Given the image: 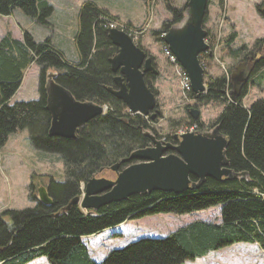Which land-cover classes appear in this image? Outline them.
Instances as JSON below:
<instances>
[{"label": "trees", "instance_id": "1", "mask_svg": "<svg viewBox=\"0 0 264 264\" xmlns=\"http://www.w3.org/2000/svg\"><path fill=\"white\" fill-rule=\"evenodd\" d=\"M167 6L171 19L153 31L161 40L163 34L184 19L188 8L187 4L177 8L168 2ZM255 7L264 19V2ZM17 9L37 24L51 27L49 18L54 8L49 0H0V16L13 15ZM105 18L119 20L92 0L81 4L74 36L79 54L77 62L68 61L52 37L36 41L25 31L19 40L7 31L0 40V149L10 135L26 130L34 149L56 155L64 164L62 181L51 175H31L29 194L36 201L35 206L7 209L0 214V264H29L42 257L48 264H186L235 244H256L264 250V98L244 107L248 84L234 78L232 68L225 75L209 77L200 101L225 104L217 123L220 133L228 140L227 158L231 170L247 173L248 179L209 177L197 190L181 195L163 191L133 195L128 200L103 206L94 215L72 203L83 195L84 184L103 177L111 166L128 158L134 150L151 145V139L144 135L145 128L150 127L145 117L132 114L107 89L115 86L110 58L118 48L108 36ZM207 18L208 13L204 23ZM232 28L226 40L230 56L243 65L257 59L252 68L253 77L262 73L260 77L264 78V38L257 39L251 48L245 44L233 48L238 33L234 25ZM32 64L40 67L39 98L10 103ZM50 72L57 74L54 80L77 100L107 106L104 115L82 127L74 138L49 133L52 115L47 109L46 84ZM156 77L146 74L145 81L157 94ZM228 94L231 100L226 99ZM190 95L193 97L192 92ZM192 122L203 127L198 118ZM41 185L46 187L52 204L38 200L37 187ZM217 207L219 222L196 219L166 237H143L113 249L102 261L91 256L83 241L130 219L158 214L185 215Z\"/></svg>", "mask_w": 264, "mask_h": 264}, {"label": "rangeland", "instance_id": "2", "mask_svg": "<svg viewBox=\"0 0 264 264\" xmlns=\"http://www.w3.org/2000/svg\"><path fill=\"white\" fill-rule=\"evenodd\" d=\"M92 1L99 6L103 4L120 9L122 19L126 22L118 21L126 24L132 23L133 27L131 26L130 29L139 32L137 38L133 37V39L156 58L155 63L159 75L154 81V86L158 91L157 110H159L160 115L154 121L144 116L150 125L145 130L153 133L158 139L179 133L184 126L192 122V108L200 112L198 118L203 124L204 131L211 128L222 113L225 104H206L191 97L190 91L184 89L179 66L171 63L164 54L161 36L153 34L154 30L160 29L165 20L172 17L167 2L173 7L182 8L188 0ZM263 2L264 0L211 1L205 27L207 31L209 30L213 57L204 61L205 81H208L210 76L225 75L228 68H235L239 63L236 58L230 56V47L226 45L227 37L233 31L232 25L235 26V32L239 35L236 42L231 45L233 48L243 44L251 48L257 39L264 38V19L255 7ZM51 5L54 8V12L49 18L51 27L37 24L19 9L13 15L0 16V40L7 31H10L13 37L20 39H23L25 31H28L36 41H44L48 37L60 39V33L63 32L61 27L66 25L67 39L65 41L69 40V42L68 44L65 42L63 46L74 51L75 44L72 32L78 29L77 14L80 3L78 0H52ZM129 19L144 24L139 28L136 26L139 24L129 22ZM233 20L237 25L232 22ZM144 28V31H140ZM53 39L52 41L56 45ZM71 49L67 50L68 57L72 56ZM39 73L40 67L37 64H32L25 71L21 87L13 96L11 103L39 98ZM254 82L255 84L248 87L249 93L243 99V104L247 107L251 106L257 99L264 98V78ZM226 99L231 100L229 94L226 95ZM22 132L12 134V138L9 137L10 141L8 140L7 144L0 149V214L7 209H24L35 206L36 201L29 194V184L33 173L43 176L47 175L43 173L48 170L56 178L63 179V160L61 163L57 162L55 155H49L52 160H48V162L38 158L39 155L36 154L38 150H31L24 145V137L20 136ZM103 177L115 180L116 174L109 169L103 174ZM40 187L42 185L37 187V192H39ZM196 219L219 222L221 220L220 208H211L185 215L158 214L141 219H130L119 225L120 227L117 226V228L100 233L93 238H83V241L88 246L91 256L96 261H102L113 249L121 248L143 237H166L172 231ZM29 264L48 263L45 260L37 259ZM187 264H264V250L256 244H235Z\"/></svg>", "mask_w": 264, "mask_h": 264}, {"label": "water", "instance_id": "3", "mask_svg": "<svg viewBox=\"0 0 264 264\" xmlns=\"http://www.w3.org/2000/svg\"><path fill=\"white\" fill-rule=\"evenodd\" d=\"M211 1L188 0L184 19L163 36V42L188 74L197 98L207 90L200 55L206 52L212 54L204 23ZM108 36L118 52L110 58L115 88L107 89L123 101L133 114L150 116L154 121L159 113L157 94L147 85L145 76L148 73L157 76L158 68L152 57L128 33L110 28ZM56 76L55 72H50L46 84L47 109L52 115L49 133L51 136L74 138L82 127L104 115L107 106L77 100L54 80ZM191 114L199 117V111L194 108ZM144 135L152 140V145L134 150L128 158L111 166L110 170L116 174L115 180L105 177L90 180L83 185V195L72 203L79 204L82 210L94 215V211L103 206L128 200L133 195H146L154 191L181 195L197 190L209 177L217 180L248 179L247 173L231 170L226 154L228 140L220 133V124L207 132L176 135L177 144L158 139L148 130L144 131ZM131 161L133 163L121 168V165ZM192 176L198 180L192 181ZM38 193L40 202L52 204L46 187H40Z\"/></svg>", "mask_w": 264, "mask_h": 264}, {"label": "flooded vegetation", "instance_id": "4", "mask_svg": "<svg viewBox=\"0 0 264 264\" xmlns=\"http://www.w3.org/2000/svg\"><path fill=\"white\" fill-rule=\"evenodd\" d=\"M111 19V18H110ZM209 34H208V36H207V42L209 43V45H210V47H211V49H212V54H209V53H203L202 55H201V57H200V60H201V64H202V66H203V68L205 69V63H204V61H205V59H208V58H210V57H213V46H212V44H211V41H210V39H209ZM239 36V35H238ZM237 39H238V37H237ZM236 39V40H237ZM260 39V38H259ZM236 42V41H235ZM234 42V43H235ZM256 42V41H255ZM254 42V43H255ZM164 45V44H163ZM165 46V45H164ZM148 54V53H147ZM148 56H150L149 54H148ZM208 56V57H207ZM151 57V56H150ZM202 58V59H201ZM153 59V58H152ZM154 61V65L156 66V63H155V60H153ZM246 64H240V62L239 63H237V67L236 68H233L232 67V69H234V75H236V76H234V78L235 77H237L238 79H239V82H245L246 84H248V87L249 86H252L253 84H255V82L254 81H260L259 79H258V77H257V75H255L254 77H253V69L252 68H254V66H255V64L257 63V59H252V60H250V61H247V62H245ZM177 66H179V71H180V74H181V77H182V82H183V71H185L180 65H177ZM181 69H182V71H181ZM186 72V71H185ZM148 74H150V73H148ZM150 75H152V74H150ZM159 75V74H158ZM157 75V76H158ZM189 77V76H188ZM205 79H206V71H205ZM206 82V85H207V81H205ZM114 85H115V83H114ZM183 85H184V83H183ZM114 88H115V86H114ZM184 89L186 90V91H190V92H192L193 93V91H192V88H191V84H190V88L189 89H187L185 86H184ZM248 93H249V90H248ZM204 95V94H203ZM193 98H195L196 100H198V101H200V99L202 98V96L200 97V98H197L196 97V95L193 93ZM224 110V109H223ZM223 112V111H222ZM159 115H160V112L158 113V116H157V118L159 117ZM221 115V114H220ZM199 116H200V112H199ZM150 117V116H149ZM193 117V116H192ZM191 117V119L193 120L195 117H193L192 118ZM220 117V116H219ZM218 117V118H219ZM151 118V117H150ZM198 119H200V118H198ZM218 120V119H217ZM217 124H219V123H217V121H216V123L213 125V126H211V128H207L206 129V131H204V127H202V126H200L199 124H197V123H193V122H189V124H187L186 126H184L183 128H182V130L179 132V133H176V134H174V135H167V136H165V137H162V138H160V139H164V141L165 142H172V143H174V144H177V139L175 138V136L176 135H178V136H180V135H183V134H186V133H188V132H196V133H203V132H207V131H210V130H212ZM192 129V130H191ZM185 131V132H184ZM221 132V131H220ZM78 135V134H77ZM151 145H152V141H151Z\"/></svg>", "mask_w": 264, "mask_h": 264}, {"label": "crops", "instance_id": "5", "mask_svg": "<svg viewBox=\"0 0 264 264\" xmlns=\"http://www.w3.org/2000/svg\"><path fill=\"white\" fill-rule=\"evenodd\" d=\"M49 1H51L52 2V0H49ZM79 1V3H80V6H81V4H82V2L84 1V0H78ZM50 2V3H51ZM53 5V4H52ZM102 8H104V9H106L107 11H109L110 12V14L112 15V16H115V17H117L119 20H123L122 19V13H121V11H120V9H118L117 7H115V8H112V7H110V6H108V5H103V4H101L100 5ZM80 8V7H79ZM78 12H79V10H78ZM77 16H78V14H77ZM123 21H125L126 22V20H123ZM129 22H134L133 20L131 21V19H129ZM234 24H236L235 22H234V20L232 21ZM135 24H139V25H136V26H141V25H143L144 23H140V21H137V22H134ZM237 25V24H236ZM62 28V30H63V32L61 31V33H60V39H53L54 40V42L56 43V45H57V47L59 48V49H61L64 53H65V56H66V59L68 60V61H70V62H77L78 61V59H79V54H78V56H77V50H76V46H75V50L73 51L71 48H66V46L64 47L63 45L65 44V42L68 44V42H69V40L68 41H65L66 39H67V31L65 30V28H66V25L65 26H62L61 27ZM77 31V30H76ZM76 31H73L72 32V35L73 36H75V33H76ZM17 39H19V40H22V39H20V38H17ZM74 44H75V42H74ZM68 49H71V52H72V56L71 57H68L67 56V50ZM264 71V70H263ZM262 71V72H263ZM262 74V73H261ZM261 74H260V76H261ZM258 77V79L261 81L262 79H263V77L261 78V77ZM14 98V97H13ZM12 98V99H13ZM11 99V100H12ZM10 103H11V101H10ZM245 106V105H244ZM245 107H247V106H245ZM14 135V134H13ZM13 135H10V139L12 138V136ZM20 136H23L24 137V145L26 146V147H28V148H30L31 150H33L34 148L32 147V145H31V143H30V139H29V134H28V131H23L21 134H20ZM10 139H9V141H10ZM36 154L37 155H39V157L38 158H40V159H42V160H45V162H48V160H52V158H49V155H53V154H45V153H42V152H39V151H37L36 152ZM13 155H15V153H13ZM56 156V155H55ZM56 160H57V162H59V163H61V159L60 158H56ZM43 174H47V175H51V176H53L55 179H58V180H60V181H62L63 179H61V178H56L51 172H49L48 170H45V173H43ZM62 178H63V176H62ZM118 227H120V226H118ZM117 228V227H116ZM113 229H115V228H113ZM111 230V229H110ZM108 231V230H107ZM98 234H96V235H91V236H89V237H87V238H93V237H95V236H97ZM212 253V252H211ZM38 260H45L46 262H47V260H46V258L45 257H42V258H40V259H38ZM48 263V262H47ZM187 264V263H186Z\"/></svg>", "mask_w": 264, "mask_h": 264}, {"label": "built area", "instance_id": "6", "mask_svg": "<svg viewBox=\"0 0 264 264\" xmlns=\"http://www.w3.org/2000/svg\"><path fill=\"white\" fill-rule=\"evenodd\" d=\"M104 21H105V26L108 27V29L112 28V29L122 30V31L128 33L130 36H132V38L134 37L136 39L137 38V35L139 34L138 31L130 29V27L126 23L120 22L118 20H113V19H110V18H105ZM144 30H145V28L144 29H141L140 31H144ZM163 51H164V54L170 60L171 63H173L175 65H179L176 57L174 56V54L168 48L167 45L164 46ZM181 71H182V69H181ZM183 83H184V86L187 89L190 88V79L188 77V74L185 71H183Z\"/></svg>", "mask_w": 264, "mask_h": 264}, {"label": "clouds", "instance_id": "7", "mask_svg": "<svg viewBox=\"0 0 264 264\" xmlns=\"http://www.w3.org/2000/svg\"><path fill=\"white\" fill-rule=\"evenodd\" d=\"M166 34V33H165ZM164 34V35H165ZM137 44H138V42H136ZM162 43L163 44H165L163 41H162ZM166 45V44H165ZM203 54V53H202ZM201 54V55H202ZM201 55H200V57H201ZM179 64V63H178ZM31 66V65H30ZM226 72V71H225ZM245 107V106H244ZM246 108H248V107H246ZM128 111H130L129 109H128ZM131 112V111H130ZM133 114V113H132ZM149 117V116H148ZM149 119L152 121V119L149 117ZM82 189H83V186H82ZM119 226V225H118ZM117 227V226H116ZM116 227H113V228H116ZM113 228H109V229H106V230H104V231H102V232H100V233H103V232H105V231H107V230H110V229H113ZM100 233H98V234H100ZM85 238H87V237H85Z\"/></svg>", "mask_w": 264, "mask_h": 264}, {"label": "bare ground", "instance_id": "8", "mask_svg": "<svg viewBox=\"0 0 264 264\" xmlns=\"http://www.w3.org/2000/svg\"><path fill=\"white\" fill-rule=\"evenodd\" d=\"M140 28V27H139ZM202 59V58H201Z\"/></svg>", "mask_w": 264, "mask_h": 264}]
</instances>
